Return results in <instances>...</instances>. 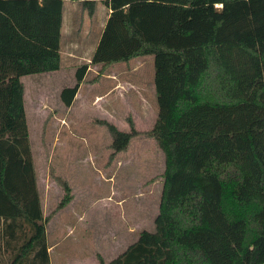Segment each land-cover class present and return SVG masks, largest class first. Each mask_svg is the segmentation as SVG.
Returning a JSON list of instances; mask_svg holds the SVG:
<instances>
[{"label":"trees","instance_id":"16d2710c","mask_svg":"<svg viewBox=\"0 0 264 264\" xmlns=\"http://www.w3.org/2000/svg\"><path fill=\"white\" fill-rule=\"evenodd\" d=\"M65 0H0V252L50 264L33 171L25 76L60 65ZM109 10L89 63L60 92L69 108L89 65L153 57L158 108L148 135L165 158L154 231L99 264H264V0H68ZM112 160L138 135L98 122ZM71 201L70 188L58 180ZM1 255V254H0ZM0 256V264L2 261Z\"/></svg>","mask_w":264,"mask_h":264},{"label":"rangeland","instance_id":"374dc122","mask_svg":"<svg viewBox=\"0 0 264 264\" xmlns=\"http://www.w3.org/2000/svg\"><path fill=\"white\" fill-rule=\"evenodd\" d=\"M108 10L97 2L92 16L77 1L65 0L60 29V65L53 73L25 76L24 109L36 188L45 225L50 264L108 263L154 231L163 188L165 158L152 130L158 114L153 57L117 64L98 76L92 68L72 105L60 92L75 84V69L96 48ZM130 66V67H129ZM138 135L110 160L111 137L98 122ZM58 180L70 188L71 201ZM1 264L7 261L0 252Z\"/></svg>","mask_w":264,"mask_h":264},{"label":"crops","instance_id":"0c3cea01","mask_svg":"<svg viewBox=\"0 0 264 264\" xmlns=\"http://www.w3.org/2000/svg\"><path fill=\"white\" fill-rule=\"evenodd\" d=\"M80 4H81V3H80ZM109 12H110V11L108 10V12L105 13V16H106V19H105V20H107ZM103 27H104V25H103ZM100 35H101V34H100ZM99 38H100V37H99ZM98 41H99V40H98ZM60 54H61V53H60ZM60 56H61V55H60ZM133 60H134V59H133ZM131 61H132V60H131ZM131 61H130V62H131ZM89 62H90V59H89L88 61H85L84 63H89ZM130 62H129V63H130ZM129 63H128V64H124V65H129ZM98 67H100V66H97V65H89L88 72H89L92 68L97 69ZM112 67H113V66H112ZM129 67H130V66H129ZM110 68H111V67H110ZM110 68H109V69H110ZM61 69H62V67L60 68V70H61ZM99 69H100V68H99ZM99 69H98V70H99ZM60 70H59V71H60ZM88 72H87V73H88ZM104 74H105V73H104ZM104 74L102 75V77L104 76ZM153 87H154V86H153Z\"/></svg>","mask_w":264,"mask_h":264}]
</instances>
